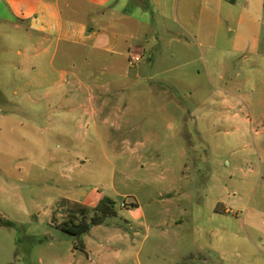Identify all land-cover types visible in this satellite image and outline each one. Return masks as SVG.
<instances>
[{
    "label": "rangeland",
    "instance_id": "374dc122",
    "mask_svg": "<svg viewBox=\"0 0 264 264\" xmlns=\"http://www.w3.org/2000/svg\"><path fill=\"white\" fill-rule=\"evenodd\" d=\"M115 1L94 23L116 52L0 24V216L15 224L0 225V264H98L59 227L61 200L94 187L118 215L87 242L127 226L135 202L142 264H264V0ZM59 5L98 18L89 1ZM88 90L113 122L85 115Z\"/></svg>",
    "mask_w": 264,
    "mask_h": 264
},
{
    "label": "crops",
    "instance_id": "0c3cea01",
    "mask_svg": "<svg viewBox=\"0 0 264 264\" xmlns=\"http://www.w3.org/2000/svg\"><path fill=\"white\" fill-rule=\"evenodd\" d=\"M61 0H0V24L5 27L6 24L12 25L16 30L21 31L26 28L29 32V39L33 41L35 28H41L43 32V39H49L52 34V42L64 41L84 47L98 48L106 52H116L119 46V34L112 29H105L97 27L95 20L104 21V19L111 15L119 14L117 5L113 3L114 0H86L91 2L96 9L98 18L81 20L78 18H67L62 15L60 10ZM76 13V10H73ZM100 20V21H99ZM145 51L142 53L144 54ZM143 58V57H142ZM90 101H92V109L86 110L85 115L92 119L100 118L103 123L108 124L113 122L115 117H118V110L116 106L108 104L105 99H101L95 95L93 90H88ZM222 103L226 106L235 108L237 104L233 103L230 97H221ZM70 108V107H69ZM78 108V107H76ZM71 107L70 111L76 110ZM104 197L96 187L84 193L83 197L78 201L64 198L66 200L75 201L83 206L94 208L97 203ZM63 199V200H64ZM62 201V200H61ZM128 204L126 203L127 207ZM135 202L130 204L133 209L128 210V218L123 219L128 226L115 227V230L106 232L104 236H97L96 242L85 241L88 260L98 262V264H142L140 261L142 255V245L136 250V236L138 232L130 233L129 228L134 229L135 225L138 227H149L148 219L142 209ZM60 207V206H59ZM128 209V207L126 208ZM159 225V223L157 224ZM101 227H111L109 222L92 227L89 234H93L96 229ZM121 230V231H119ZM88 234V235H89ZM112 242H115L113 244Z\"/></svg>",
    "mask_w": 264,
    "mask_h": 264
},
{
    "label": "trees",
    "instance_id": "16d2710c",
    "mask_svg": "<svg viewBox=\"0 0 264 264\" xmlns=\"http://www.w3.org/2000/svg\"><path fill=\"white\" fill-rule=\"evenodd\" d=\"M60 206L67 207V215L59 223V227L64 233L73 237L75 249L82 251L86 250L83 237L90 233L92 227L105 224L118 215L114 200L108 196H104L95 208L66 199L62 200ZM0 225L14 226L15 224L0 216Z\"/></svg>",
    "mask_w": 264,
    "mask_h": 264
},
{
    "label": "built area",
    "instance_id": "2783aa9c",
    "mask_svg": "<svg viewBox=\"0 0 264 264\" xmlns=\"http://www.w3.org/2000/svg\"><path fill=\"white\" fill-rule=\"evenodd\" d=\"M141 59H142L141 54H139L136 51H133V53L131 54V61L135 63L141 61ZM122 206L125 207L126 203H123Z\"/></svg>",
    "mask_w": 264,
    "mask_h": 264
}]
</instances>
